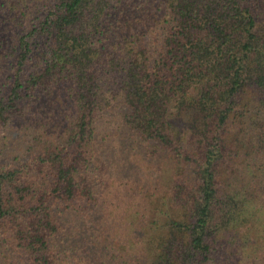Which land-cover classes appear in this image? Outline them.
I'll return each mask as SVG.
<instances>
[{"label":"trees","instance_id":"obj_1","mask_svg":"<svg viewBox=\"0 0 264 264\" xmlns=\"http://www.w3.org/2000/svg\"><path fill=\"white\" fill-rule=\"evenodd\" d=\"M38 1L45 9L20 38L0 130L38 91L66 96L49 114L65 128L55 137L33 116L40 129L28 132L25 159L0 163V248L17 264H206L221 233L253 218L264 228V0L5 5L39 12ZM40 38L43 64L24 79ZM110 114L144 159L170 155L182 180L169 188L165 227L147 226L126 246L130 234L111 238L103 221L133 201L144 222L148 181L137 166L119 175L100 134Z\"/></svg>","mask_w":264,"mask_h":264},{"label":"rangeland","instance_id":"obj_2","mask_svg":"<svg viewBox=\"0 0 264 264\" xmlns=\"http://www.w3.org/2000/svg\"><path fill=\"white\" fill-rule=\"evenodd\" d=\"M8 1L0 0V99L6 93L5 86L9 77L12 76V66L16 64L22 51L20 38L37 24V19L42 17L46 3L38 1L39 12V9L34 6H30L23 12L20 10L11 12L5 5ZM32 48L33 53L25 68L24 79L30 71L39 70L43 64L47 51L46 39L40 38L32 41ZM36 94L28 101L29 110L24 116L13 119L1 128L0 163L18 164L19 161L25 159L27 151L24 152V149L30 143L29 133H33V129H40L39 125L31 126L33 116L37 119H47L46 129L51 135L58 137L64 132V123L58 127L59 123H55L49 114L51 110L59 112L60 108L65 105L66 96L57 92L46 93L45 91H38ZM100 126V134L107 138L111 145V153L117 155L113 160L118 167L119 175L128 176L130 169L137 166L141 176L148 181L147 191L141 195L142 198L144 197L142 202L147 208L144 222L139 221L138 210L141 211V208L138 206L134 208L133 201L119 214L110 212V215L103 221L104 226L112 228L108 234L111 238H120L123 234H130L127 237L129 243L123 241L126 246V244L141 240L147 226L151 227L153 224L155 228L165 227L168 213H172L168 204L169 188L174 180H182L175 176L178 168L170 155H162L157 160L144 159L139 141L128 133L115 114L103 116L100 119ZM120 176L117 179L118 182L122 181ZM255 220L256 218H253L250 224L217 236L218 239L214 244L215 250L211 254V260L206 264H264V234L261 238L257 235V232L260 230L263 232L264 228ZM6 249L1 245L0 264L19 263L20 261L9 255Z\"/></svg>","mask_w":264,"mask_h":264}]
</instances>
